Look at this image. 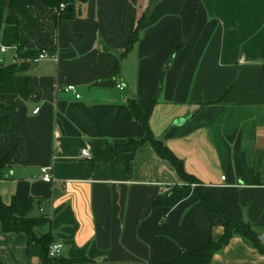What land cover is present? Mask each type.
Instances as JSON below:
<instances>
[{
    "label": "crops",
    "instance_id": "crops-1",
    "mask_svg": "<svg viewBox=\"0 0 264 264\" xmlns=\"http://www.w3.org/2000/svg\"><path fill=\"white\" fill-rule=\"evenodd\" d=\"M31 12L35 27L23 23L21 43L51 58L23 63L28 101L0 96L8 121L0 164L14 152L0 198L19 209L31 200V217L46 220L38 233L63 255L51 260L0 224V264H172L222 240L224 222L203 207L196 186L175 207H155L185 184L149 143L110 158L145 138L130 102L146 114L156 101L154 138L264 237V0H87L64 21L35 0ZM66 86L81 98L60 91ZM87 149L91 158L82 157ZM46 167L51 184L42 181ZM211 264H264V247L234 237Z\"/></svg>",
    "mask_w": 264,
    "mask_h": 264
},
{
    "label": "trees",
    "instance_id": "trees-1",
    "mask_svg": "<svg viewBox=\"0 0 264 264\" xmlns=\"http://www.w3.org/2000/svg\"><path fill=\"white\" fill-rule=\"evenodd\" d=\"M48 8L60 10L61 5L66 6L64 12H60L59 20L77 19L75 13L76 4L83 5L87 0H42ZM35 0H0V45L8 48L17 49V59L15 64L5 65L0 63V96H16L21 100L28 101L32 96L31 78L27 75L29 65L20 64L25 60H35L42 51H29L21 43V28L26 22L31 28L35 27V18L31 12ZM69 6H74L72 12ZM142 22L134 30L131 38L129 50L139 40V31ZM153 102L149 111L144 114L135 102H130L129 107L133 117L143 127L145 138L142 141H131L122 150H115L110 158L121 152L134 153L141 146L149 143L157 155L167 162L177 171L185 184L184 187L174 186L165 196H159L156 200L155 207L173 208L179 204L187 190L196 186L199 192L200 200L203 207L211 214L217 215L224 222V236L221 241L211 242L203 249L195 252L181 253L172 264H211L213 257L224 247L228 246L234 237H240L249 245L261 249L262 244L260 237L256 234L250 223L246 220H236L215 200L211 193L202 186L197 179L188 176L185 173L183 163L161 142L157 141L151 133L149 127V118L154 107ZM0 124L8 125V121L0 118ZM14 152L9 156V160L0 164V181L4 180V173L7 165ZM32 203L29 200L24 209H19L14 199L10 205H6L0 198V224L5 234L25 235L28 245H40L46 252L48 258L49 248L53 245L51 237L48 235L40 236L38 230L46 223L44 218L31 217ZM69 264H73L70 262Z\"/></svg>",
    "mask_w": 264,
    "mask_h": 264
},
{
    "label": "built area",
    "instance_id": "built-area-1",
    "mask_svg": "<svg viewBox=\"0 0 264 264\" xmlns=\"http://www.w3.org/2000/svg\"><path fill=\"white\" fill-rule=\"evenodd\" d=\"M66 10V6L65 5H61L60 6V10L58 11V15L60 14V12H64ZM10 50H12L11 48L5 47V46H1L0 45V56L7 54ZM51 55L46 52V51H42V53L38 56V58H36L35 60H25L23 62H20V64L22 63H28L29 65H35L41 61L50 59ZM0 63H2V60H0ZM118 90H123L122 86H117ZM60 91L66 93V94H71L73 95L76 99H80L81 96L78 94L77 88L75 86H66L65 88L60 89ZM39 113V109L35 110L34 114H38ZM82 157L83 158H91V154L90 151L84 150L82 152ZM53 170L52 168H42L41 169V174H42V181L46 184H51L53 181ZM224 180V178H223ZM63 255V246L61 244L55 243L53 244L48 251V258L51 260H57L60 259Z\"/></svg>",
    "mask_w": 264,
    "mask_h": 264
},
{
    "label": "rangeland",
    "instance_id": "rangeland-1",
    "mask_svg": "<svg viewBox=\"0 0 264 264\" xmlns=\"http://www.w3.org/2000/svg\"><path fill=\"white\" fill-rule=\"evenodd\" d=\"M14 56H15V62H16V59L18 58L17 57V49L16 48H12V50H10V53H8L7 55H5V57H4V59H5L4 64H6V65L7 64H11L13 62V57ZM184 184H186V183H184Z\"/></svg>",
    "mask_w": 264,
    "mask_h": 264
},
{
    "label": "water",
    "instance_id": "water-1",
    "mask_svg": "<svg viewBox=\"0 0 264 264\" xmlns=\"http://www.w3.org/2000/svg\"><path fill=\"white\" fill-rule=\"evenodd\" d=\"M68 9H69L70 12H72L74 10V6H69ZM260 240L264 243V237H261Z\"/></svg>",
    "mask_w": 264,
    "mask_h": 264
}]
</instances>
